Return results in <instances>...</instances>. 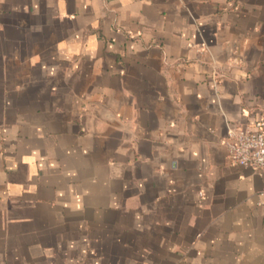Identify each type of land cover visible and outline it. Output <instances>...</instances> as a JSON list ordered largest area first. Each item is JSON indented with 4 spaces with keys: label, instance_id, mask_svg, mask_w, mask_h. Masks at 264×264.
<instances>
[{
    "label": "crops",
    "instance_id": "1",
    "mask_svg": "<svg viewBox=\"0 0 264 264\" xmlns=\"http://www.w3.org/2000/svg\"><path fill=\"white\" fill-rule=\"evenodd\" d=\"M264 0H0V264H264Z\"/></svg>",
    "mask_w": 264,
    "mask_h": 264
},
{
    "label": "built area",
    "instance_id": "2",
    "mask_svg": "<svg viewBox=\"0 0 264 264\" xmlns=\"http://www.w3.org/2000/svg\"><path fill=\"white\" fill-rule=\"evenodd\" d=\"M225 145L230 163L264 171V121L256 122L252 128H230ZM260 194L264 196V188Z\"/></svg>",
    "mask_w": 264,
    "mask_h": 264
}]
</instances>
